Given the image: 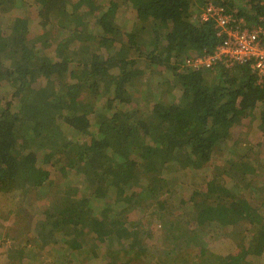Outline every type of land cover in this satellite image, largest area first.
<instances>
[{
  "label": "trees",
  "instance_id": "16d2710c",
  "mask_svg": "<svg viewBox=\"0 0 264 264\" xmlns=\"http://www.w3.org/2000/svg\"><path fill=\"white\" fill-rule=\"evenodd\" d=\"M88 1L0 0V192L10 210L24 208L33 220L25 235L31 238L7 249L8 264H28L33 251L42 256L60 244L79 248L85 236L120 243L119 261L130 260L116 264L154 256L159 234L142 218L158 220L144 213L128 220L147 175L169 181L181 170L202 171L242 119L259 118L264 125V81L248 63L185 65L224 40L194 14L196 0H132L139 24L130 29L116 21L115 4L101 11ZM211 1L237 6L228 12L245 26L264 27V0ZM32 27L40 41L29 39ZM70 37L68 52L60 43ZM140 58L154 71L163 67L172 74L165 91L180 92L177 101L162 96L145 102V109L136 104L128 87ZM88 95L101 101L100 112ZM226 186L215 182L198 200L179 195L177 207L165 208L170 225L182 221L198 237L191 264H225L233 257L222 258L199 241L210 227L227 229L226 237L236 241L242 233L255 234L245 260L264 264V208L239 196L242 185Z\"/></svg>",
  "mask_w": 264,
  "mask_h": 264
},
{
  "label": "rangeland",
  "instance_id": "374dc122",
  "mask_svg": "<svg viewBox=\"0 0 264 264\" xmlns=\"http://www.w3.org/2000/svg\"><path fill=\"white\" fill-rule=\"evenodd\" d=\"M27 1L31 2V0ZM90 3L98 6V10L101 11L110 8L111 4H115L116 21L121 26L130 29L134 23L139 24L134 19L132 0H89L88 4ZM194 3H196L194 14H197L204 1L196 0ZM238 3L241 5L240 1ZM81 9L88 10L85 7ZM228 10L237 12L239 9L235 6V8H228ZM113 17V14H109L107 19L112 20ZM40 34L39 30L32 27L28 37L32 42L40 41ZM41 39L43 40V38ZM61 41L60 47H68L66 50L70 52L72 49L70 46L73 47L71 37L70 39H61ZM49 45L50 42L45 43L46 47ZM137 66L139 67V74L137 73L132 80L133 82L129 84L128 90L136 104L142 105V109H145V102L157 100V97L163 96L164 101L167 99L177 101L179 99L180 92L176 91L172 95V92L169 94L166 92L167 90L165 91V79L172 78V74L165 71V68L161 67L159 71L157 69L154 71V68L145 65L142 58L139 59ZM4 91L0 88V98L5 95ZM87 99L89 103H94L95 113L101 111L99 108L101 107L100 100L95 101L92 95H88ZM136 104L133 107H136ZM260 128L252 129L251 124L247 122L235 126L233 129L234 139H228L218 146V149L213 152L208 166L204 168L205 170L203 169L204 171L181 170L176 174L177 177H173L169 181L154 172L147 175L150 177V181L143 188V194L137 199L138 202L134 203L137 207L134 206L133 209H129L128 220H138L143 213L146 216L153 215L158 221L145 217L142 218V222L153 227L155 233L159 234V247L154 256L146 260H131L130 264H191L193 262L191 260L198 253V246H196L198 237L191 227L186 226L182 221L175 223L172 228L170 224L173 218L165 214V208L168 209L171 204L174 207L178 206L180 196L186 200L189 196H194L198 200L199 197L205 195L209 185L215 182L222 187L227 185L226 188L229 189H235L236 186L242 185L241 190H237L239 196L250 201L251 204L261 210L264 208V130L262 131ZM177 169V166L173 165L172 171ZM176 184H181L182 194L176 189ZM7 198L6 193L0 192V264H8L5 259L7 249H15L16 246L23 245L28 238H31V236L25 237V235L33 224L31 215H28L24 208L19 207V210H16L17 208L10 210V203ZM172 199H174L173 202ZM33 208L36 210L33 211L35 215H38V210L41 207ZM31 212L29 213L32 214ZM120 221L123 223L122 220ZM120 221L112 225V228H119ZM7 231L13 233L16 238H13L14 235L12 234L7 237ZM225 232L227 229L217 230L216 227H210L202 236L200 235L199 241H204L209 249L220 254L222 258L226 257L227 254H233L231 259L226 258L225 264H248V260H245V254L251 251L252 246L249 244L254 243L251 240L255 234L242 233V236L239 237L240 240L236 241L226 237ZM17 237H23V239ZM109 238L108 240H110ZM87 239L88 236H85L80 247L75 249L60 244L45 250L42 252V256L33 251L32 259L28 264H108L112 260L116 264L130 260L126 256L119 261L120 243L112 245L110 242L107 244V241L104 242L107 239L103 240L104 238L99 241H87ZM245 243H247L246 247H244ZM124 244L127 246V242ZM110 254L111 256H109ZM260 258V261L264 262V254L260 255ZM40 260L42 261L40 262ZM15 264L20 263L16 261Z\"/></svg>",
  "mask_w": 264,
  "mask_h": 264
},
{
  "label": "built area",
  "instance_id": "2783aa9c",
  "mask_svg": "<svg viewBox=\"0 0 264 264\" xmlns=\"http://www.w3.org/2000/svg\"><path fill=\"white\" fill-rule=\"evenodd\" d=\"M195 16V15H194ZM202 22H211L216 35L224 37L214 52L196 58H187L190 69L213 68L221 64L226 68L236 63H248L258 82L264 81V27L261 24L245 26L243 18L236 17L225 7L205 1L197 14Z\"/></svg>",
  "mask_w": 264,
  "mask_h": 264
},
{
  "label": "crops",
  "instance_id": "0c3cea01",
  "mask_svg": "<svg viewBox=\"0 0 264 264\" xmlns=\"http://www.w3.org/2000/svg\"><path fill=\"white\" fill-rule=\"evenodd\" d=\"M255 117H256V116H255ZM245 122L250 123L252 129H255V128L258 129V127L260 128V126H261L260 129H262V131L264 130V125H261V124H260V120H259V118H254V117H252V118H244V119L241 120L240 123L244 124ZM253 122H254V123H253ZM253 125H254V126H253ZM232 132H233V129H232ZM232 139H234V136H232Z\"/></svg>",
  "mask_w": 264,
  "mask_h": 264
}]
</instances>
